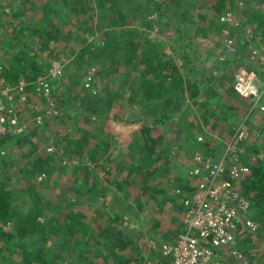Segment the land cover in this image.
Returning <instances> with one entry per match:
<instances>
[{
    "label": "rangeland",
    "instance_id": "374dc122",
    "mask_svg": "<svg viewBox=\"0 0 264 264\" xmlns=\"http://www.w3.org/2000/svg\"><path fill=\"white\" fill-rule=\"evenodd\" d=\"M128 1L121 0L118 9L113 8L112 11L116 12L118 16H113L107 0H3L0 8L2 13L0 15V30H4L9 25L13 12L17 10L21 14L22 21L25 20L23 25L14 24L9 26L7 34L12 31L16 34H22L23 30H26L25 33L32 31L35 36H38L39 17L47 12L46 9H51L53 13L48 12L47 17L52 18L54 22H59V24L62 21L66 32L69 30L67 33L74 32V35L68 44L70 50L62 56L61 60H53L47 76L42 77L47 78L48 81L46 82L52 87V97L59 106L61 116L58 119H56L57 117L46 119L43 116L42 128H31L34 126V119L37 115L43 114L47 106V98L39 97L33 90L35 96V99L31 100L33 102H28V100V103L24 102L22 105L19 102L16 103L21 121L30 126L31 129L20 141L11 142V155L8 160L11 162L10 164H7L8 161L6 162V160L3 161L5 151L3 150L4 154L0 152V171L4 169V166L6 168L11 166L9 174L11 178L7 180L11 183H6V185L13 187L18 183V169L34 148L37 153L45 151L50 155L56 154L58 157H64L67 154L64 148H66L69 140L75 137L79 138L81 135H89L92 132L97 134V128H103L105 136L110 141L109 147L103 150V161L108 160V169L110 167V170L117 169V172L119 170L123 172L120 176L117 174L114 176L117 179L116 183L119 185L103 179L104 183L109 184L110 190L95 204L97 210L103 211L109 219L107 220L106 216L99 218L94 228H102L106 220L109 225H114V223H110L115 220L116 214L120 215L121 221L117 224L118 228L125 231L129 239L135 240V246L133 247L138 253L136 264H156L163 255V245L173 243L181 233V224L186 212L183 199L189 196L188 192L192 188L188 174L193 166L194 156L189 159L186 152V149L188 150L192 145L191 142L184 144L182 139V137L186 138L187 124L196 120L205 126V118L210 117L218 109L222 113H226V117L230 119L229 125H234L235 129L242 126L249 127L259 133L256 144L261 145L264 142V113L259 112L264 111L261 109L263 106L260 101L255 104L251 100H246L248 98H241L233 92L235 75L241 69L254 72L257 75L256 86L264 90V73L262 72L264 42L260 41V37L258 39L256 37V44L259 45V48L254 47L255 50L258 49L256 59L251 57L250 49L243 54L238 51V41L241 40L242 36L243 43H245L243 45L247 47L254 45V36L257 35L253 31L254 25H256L254 17L264 13V0H242L238 3L241 10L236 9L229 12L231 22H222V18L220 20H218L219 18L216 19V14L209 6L212 0H133L131 13ZM75 2L79 3L74 5ZM120 10H123V12ZM130 21L134 24L131 29L135 28L141 31L143 38L127 43L126 47L128 49L137 50L140 45L146 42L158 46L164 52L166 60L171 59L181 68V74L185 78L186 85H191L194 82L199 85L200 95L195 100H185L184 97H180L178 94L174 99L175 103L180 102L182 106L184 105L183 112L175 113L168 111V109H158L153 105L156 107L157 117L162 115L165 118L172 117L169 122L167 121L168 124L165 128L152 126L151 129H147V126L142 125L141 118L149 116L145 112L143 117L140 107L136 108V106L128 104L130 90H127L124 96V92L120 88L119 94L122 97L124 96V99L115 101L114 107L110 103L109 105L112 107L110 111V107H106L108 102L105 101V94L98 97L94 94L95 92L92 94L86 92L91 89L94 78L99 79V68L104 72L101 76L108 78L107 86L110 85L113 88L111 94H115L117 87L125 81L133 79L131 75H127V67L112 66L111 68L115 69L114 74V71L106 69L107 64L102 66V62L96 60L91 53L84 52L86 54L84 59H81L80 54L76 57V53L84 48L87 51L89 45L97 42L102 32L113 29L121 30L120 25L122 23L127 25ZM146 21L151 22V24L148 25ZM240 23L241 25L246 23L247 28L246 32L238 37ZM27 24L29 27H26ZM248 33L254 35L252 39H250ZM7 39L6 41L0 39V58H4L5 52L13 50L8 43L9 38ZM45 46L46 42L37 40L35 48H38L39 52L45 56ZM50 46L60 52L65 45L52 42ZM56 64L61 66L62 76L54 80L49 76ZM102 67H105V69ZM85 71L87 75L83 78ZM87 76H91L90 82L87 81ZM133 76L136 75L133 74ZM79 77L81 82L74 86L75 80ZM98 85L101 89L105 83L101 84L99 81ZM71 89L75 94H68ZM96 98H100L101 104L99 103V107H103L105 110L107 108L110 116L115 117L118 114L126 118L128 115H132L133 117L136 116L137 120L133 123L121 122L123 124H120L113 119L101 121V119L94 120L84 116L83 111L87 108L88 102L90 100L96 101ZM211 127L209 126V128ZM238 129L235 130L234 134ZM205 130L208 131V127ZM225 130L226 128L223 129L220 126L216 131L221 133ZM182 133L185 135H182ZM233 135L228 140L221 139L217 143L214 141V148L217 153L212 156L216 160L222 158L227 142L230 141ZM146 136L149 139H146ZM199 136L205 141V134L200 133ZM140 145H152V151L159 154V156L161 155V161L158 156L159 163L156 164L158 168L154 173L156 180L150 182V187L159 192V199H163L166 194V198L172 196L171 198L176 200V204L172 206L168 204L163 209H156L157 205H146L145 197L136 198L137 192H139L137 185L132 184L130 186V184H127L135 178H141L138 175L135 176V174L127 175L125 173L127 166L137 165L136 160L141 156ZM166 148L170 151L169 153ZM245 149V154L249 158L243 156L242 164L249 169L248 176H251L253 170L264 163V148L259 150L257 154L253 153L250 144L245 145ZM261 151L263 153H260ZM199 153L206 156L211 154L210 151ZM258 154L259 156L263 155V158L255 164L253 158H257L255 155ZM77 158L72 160L69 154V160L66 159L63 163L78 165ZM85 164L94 167V162L90 160V157L86 159ZM0 179V181L3 180L2 171L0 172ZM243 180L244 178L238 182V193L241 189L240 186L243 185ZM58 181L60 185L56 188L52 186L49 188L42 187V190L52 199L50 201L54 202L68 195L81 196L82 193L75 184H72L71 179L67 183ZM179 184H181L180 188H174L175 185ZM55 193H58L57 197ZM247 195L251 198L253 194L249 193ZM248 216L251 218V209ZM253 222L259 226L258 234L243 239L241 249L245 251L243 245L246 246L249 252H245L250 264H264V224L254 220ZM52 236L53 246L66 244L65 233L59 231V234L54 233ZM70 240L72 241V238ZM61 248L63 249L61 261H65L66 264H85V259H81L83 255L81 249L77 248L67 252L64 251L65 247L62 246ZM91 248V251L87 252V257L90 258L95 251V248ZM13 252L15 253L13 260L15 262L21 261L22 254H20V250L15 249ZM4 263L5 259L0 253V264Z\"/></svg>",
    "mask_w": 264,
    "mask_h": 264
},
{
    "label": "trees",
    "instance_id": "16d2710c",
    "mask_svg": "<svg viewBox=\"0 0 264 264\" xmlns=\"http://www.w3.org/2000/svg\"><path fill=\"white\" fill-rule=\"evenodd\" d=\"M120 1L107 0L113 16H118L116 12L112 11L113 8L118 9ZM241 1L212 0L209 6L216 14V19L219 18L218 20H220L232 10H241V7H238V3ZM132 2L133 0L128 1L131 7L130 13L132 11ZM2 3L3 0H0V8ZM77 3L79 2H75L74 5ZM46 10L47 12L39 17L38 36H35L32 31L25 33L26 30H23L22 34H16L14 31L7 34L9 26L14 24L23 25L25 21H22L18 10L13 12L9 25L4 30H0V39L6 41L9 38L8 43L13 49L12 51L5 52L4 58H0L4 80L12 87L16 86L20 80L30 83L26 91L28 102H33L31 100L35 99L32 83L47 76L53 60H61L63 58L62 56L70 50L68 44L74 35V32L67 33L69 30L66 32L62 21L59 24V22H54L52 18H48V12L53 13V11L51 9ZM120 11L123 12V10ZM254 21L256 25H254L253 31L257 34L254 36L255 40L253 39L254 45H249L248 47L243 45L245 43H243L242 36L241 40L238 41L240 47V49L238 47V51L243 54L246 50L250 49L251 57L256 59L258 54L255 55V53L258 52V49L256 51L254 47L259 48V45L256 44L257 39L260 37V41L264 42V13L256 15ZM146 23L148 25L149 23L151 24L148 21ZM133 26V22L130 21L127 25L122 23L120 25L121 30L113 29L102 32L100 39L89 45L88 48L90 49L87 48L86 51L84 48L76 53V57L80 54L81 59L85 58L86 54L84 52L91 53L96 60L102 62V66L107 64L108 67L106 69L114 71V74L115 69L111 68L112 66L127 67V75L133 77L132 80L125 81L122 85L118 86L115 94H111L113 88L110 85L107 86L108 78L101 76L104 72L99 68V79L94 78L91 89L86 92L91 94L95 92L94 94L98 97L101 94H105V101L106 103L108 102V106L106 107L108 108L110 107V103L114 107L115 101L124 99L127 90H130L131 94L128 98V104L130 106L134 105L136 108L140 107L141 113L147 112L149 116L146 118L140 117L142 125L147 126V129H151L152 126L155 128L160 126L165 128L168 124L167 121L169 122L172 117L165 118L164 115L157 117L156 107L158 109H168V111L175 113L183 112L184 105L182 106L180 102L175 103L174 99L180 95L185 100H195L200 95L199 85L195 82L191 85H186L185 78L181 74V68L171 59L166 60L164 52L158 46L146 42L140 45L137 50L128 49L126 47L127 43L143 38L141 31L135 28L131 29ZM26 27H29L28 24ZM246 28V23L242 25L240 23L237 33L238 37L246 32ZM37 40L46 42L44 48L46 52L45 56L39 52L38 48H35ZM52 42L62 43L65 46L59 52L51 48L50 44ZM37 45L39 46V43ZM98 57H101V59ZM258 63L261 65L260 62ZM102 68L105 69V67ZM86 71L83 78L87 75ZM262 72L264 73V64H262ZM133 74L136 76L134 77ZM99 81L101 84L105 83L101 89L98 85ZM80 82L79 77L75 80L74 86H77ZM120 88L124 92L123 97L119 94ZM258 89L263 92L259 101L264 107V90L263 88ZM68 94L72 95L75 93L71 89L68 91ZM15 99L18 100V97L16 96ZM96 99V101L90 100L88 102L87 108L83 111L84 116H88L94 120L101 119V121L113 119L120 124H123L121 122L133 123V121L137 120V117H133L132 115H128L126 118L118 114L115 117L110 116L108 112L112 107L109 108V111L107 108L106 110L103 107L100 108V98ZM246 100L255 102L254 98ZM59 103L61 104V102ZM225 114L217 109L210 117L205 118V126L196 120L187 124L186 138L182 137V139L184 144L191 142L192 146L188 150L186 149L189 159H192L193 154H196V152L210 151V155H214L217 153L214 148V141L217 143L221 139L228 140L234 134L238 128L235 129L234 125L228 124L230 119ZM209 126L212 127L209 128ZM220 126L223 129L226 128L225 131L227 132L218 133L216 130ZM206 127H208V131L205 130ZM183 133L182 135H185ZM200 133L205 134V141L203 142L198 141ZM22 137L24 136L8 135L0 139V149L5 151L3 161L6 160L7 162L9 160L11 142H18ZM146 139L149 138L146 136ZM109 143L110 141L105 136V131L99 127L97 128V134L92 132L89 135H81L79 138L75 137L69 140L66 148H64L67 152L64 157H58L56 154L50 155L45 151L37 153L34 148L23 165L18 169V183L13 187L6 185V183H11L7 181L11 178L9 175L11 166L9 168L4 166V169H1L3 180L0 181V253L5 259L4 264H66L65 261H61V256L63 255L62 246L65 247L64 251L67 252L76 250L77 248L81 249L83 251L81 259H85V264H136L138 262V253H136L137 250H134L133 247L135 246V240L129 239L125 231L117 226L121 221L120 215L116 214L115 220H112L110 223H114V225H109L107 214L97 210L95 204L110 190L109 184L104 183L103 179L108 180L110 183L111 181L112 183H116L117 179L114 176L116 174L120 176L123 172L120 170L117 172V169L110 170V167L108 169V160L105 159V162L103 161L102 153H104V149L109 147ZM139 148L141 156L136 160L137 165L132 164L127 166V169L125 168L127 175L135 174V176L141 177L127 183L130 186L132 184L134 186L137 185L139 192H137L136 198L145 197V204L149 206L157 205L156 209H163L168 204L170 206L176 204V200H173L172 196L166 198V194L163 199H159V192L150 187V182L156 180L154 173L158 168L156 164L159 163V154L152 151V145H140ZM263 148L264 142L261 145L252 147V151L254 154H257ZM166 150L168 153L170 152L168 148ZM69 154L72 160L78 157V165L63 163L64 160H69ZM89 157L94 162V167L85 164L86 159H89ZM159 157L161 161V155ZM246 158L248 159L249 156H246ZM6 162L3 163L5 164ZM10 163V161L7 162V164ZM263 164L254 169L252 175H249L242 185L245 193L253 194L250 198L251 218L260 224H264ZM70 179L72 180V184H75L79 188V191L82 193L81 196L68 195L64 196L63 199L52 202L50 201L52 199L42 190V187H58L60 185L58 180L67 183ZM116 184L119 185L118 183ZM180 185H175L174 188L178 189ZM57 194L55 193L56 197ZM137 201L139 202L138 199ZM177 206L179 207L178 204ZM103 216H106L107 220L102 225V228H94L98 219L103 218ZM59 231L63 234L65 233L66 244L53 246L52 234H59ZM183 232L184 225L182 223L180 234ZM70 238H72V241ZM91 247L95 248V251L90 258L87 257V252L91 251ZM243 247L248 253L249 251L246 249V246L243 245ZM15 249L17 251L20 250V254H22L21 261L19 262L13 260L15 255L13 251ZM171 261V257L162 255L160 261L156 264H172ZM251 261L253 260L251 259Z\"/></svg>",
    "mask_w": 264,
    "mask_h": 264
},
{
    "label": "built area",
    "instance_id": "2783aa9c",
    "mask_svg": "<svg viewBox=\"0 0 264 264\" xmlns=\"http://www.w3.org/2000/svg\"><path fill=\"white\" fill-rule=\"evenodd\" d=\"M221 20L231 22V14L227 13ZM248 34L252 39L254 35ZM61 76V66L56 64L49 77L56 80ZM256 76L254 72L241 69L235 75L233 87L240 97L254 98L255 104L263 95L256 86ZM46 81L47 78H41L32 84L39 97L47 98V106L43 114L34 119L31 128H42L43 116L52 119L62 114L52 97V87ZM87 81H91V76ZM28 86L30 83L24 80L14 87L8 85L0 65V139L8 135L25 136L31 129L21 121L16 104L28 101ZM261 109L264 111V107ZM258 137L257 131L242 126L227 142L221 159L199 152L194 155L188 174L192 188L183 200L184 232L173 243L162 247L163 256L171 257L172 264H250L241 242L248 236H256L259 226L248 216L251 199L242 185L238 193V182L248 176L249 169L242 164V157L247 155L245 145H260L256 144ZM198 141L203 142V138L199 137ZM0 152L4 154L1 149ZM259 154L253 158L255 164L263 158Z\"/></svg>",
    "mask_w": 264,
    "mask_h": 264
},
{
    "label": "clouds",
    "instance_id": "9594fccd",
    "mask_svg": "<svg viewBox=\"0 0 264 264\" xmlns=\"http://www.w3.org/2000/svg\"><path fill=\"white\" fill-rule=\"evenodd\" d=\"M184 200V199H183Z\"/></svg>",
    "mask_w": 264,
    "mask_h": 264
}]
</instances>
